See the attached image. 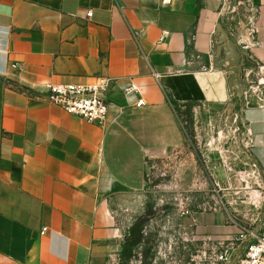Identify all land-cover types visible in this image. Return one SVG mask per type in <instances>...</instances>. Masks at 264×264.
I'll use <instances>...</instances> for the list:
<instances>
[{
  "label": "crops",
  "instance_id": "1",
  "mask_svg": "<svg viewBox=\"0 0 264 264\" xmlns=\"http://www.w3.org/2000/svg\"><path fill=\"white\" fill-rule=\"evenodd\" d=\"M245 3L257 22L251 61L264 65V0ZM223 4L0 0V264L113 262L125 232L118 189L140 192L148 159L182 142L175 105L229 97L227 70L209 67ZM101 76L114 80L104 125L43 93L47 82ZM130 82L138 93L124 91ZM245 95L241 119L264 176V84Z\"/></svg>",
  "mask_w": 264,
  "mask_h": 264
},
{
  "label": "rangeland",
  "instance_id": "2",
  "mask_svg": "<svg viewBox=\"0 0 264 264\" xmlns=\"http://www.w3.org/2000/svg\"><path fill=\"white\" fill-rule=\"evenodd\" d=\"M251 16L245 0H224L213 61L232 72L229 97L218 106L175 105L182 142L148 159L140 192L118 189L125 232L111 264H232L244 254L237 237L264 214L263 171L241 119L245 89L259 83L244 69L256 67L251 50L238 43ZM227 248L232 259L216 261Z\"/></svg>",
  "mask_w": 264,
  "mask_h": 264
},
{
  "label": "built area",
  "instance_id": "3",
  "mask_svg": "<svg viewBox=\"0 0 264 264\" xmlns=\"http://www.w3.org/2000/svg\"><path fill=\"white\" fill-rule=\"evenodd\" d=\"M89 16L92 15L90 11ZM250 28L244 31L239 45L243 49H252L257 41V22L253 15L249 22ZM249 59H252L250 51L248 52ZM210 59L215 60V44L213 51L210 54ZM212 62L210 68H218V65ZM215 64V65H214ZM204 69L206 67L204 66ZM246 73H256L260 84H264V65L256 64L253 69H248ZM231 73L232 72H228ZM238 73V72H237ZM229 75V74H228ZM113 78L110 76H101L97 81L86 83L80 81L68 82H47L44 86L43 93L45 98L66 112L87 122L104 125L107 121L110 102L107 98V92L113 84ZM139 86L135 82H130L125 86L126 93H138ZM145 105V100L141 98L137 102V106ZM238 240L245 245L244 254L232 264H264V214L257 228L245 226L241 229ZM232 248H227L225 251L216 254V261L224 262L232 259Z\"/></svg>",
  "mask_w": 264,
  "mask_h": 264
}]
</instances>
